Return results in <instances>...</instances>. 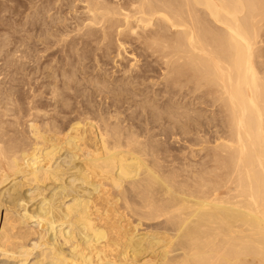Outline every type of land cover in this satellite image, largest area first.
<instances>
[{"label":"bare ground","instance_id":"obj_1","mask_svg":"<svg viewBox=\"0 0 264 264\" xmlns=\"http://www.w3.org/2000/svg\"><path fill=\"white\" fill-rule=\"evenodd\" d=\"M25 1L23 30L46 51L94 45L120 60L127 44L135 50L120 81L96 80L112 101L72 108L61 124L56 113L40 124L34 107L18 136L0 103V264H264V0H78L79 14L77 0ZM179 93L224 114L228 139L212 149L211 169L182 172L160 152L158 126L201 124ZM129 99L146 126L124 114Z\"/></svg>","mask_w":264,"mask_h":264},{"label":"rangeland","instance_id":"obj_2","mask_svg":"<svg viewBox=\"0 0 264 264\" xmlns=\"http://www.w3.org/2000/svg\"><path fill=\"white\" fill-rule=\"evenodd\" d=\"M71 1L73 3H76L78 0L77 1L71 0ZM74 5L75 7L77 6V8L74 7L75 10L78 11L80 8L78 13L74 12V14L75 13L79 14L82 11V8H81L82 4H79V1H78ZM27 8H28V5L25 0H12V1L11 0H0V103H1V106H4V107L7 106L11 109L10 111H8V113L10 112L12 113L6 116L7 122L5 125L15 130V134L18 136L28 135V132H27L28 125L30 123V119L33 118V116H30V112L33 110L32 108L34 107H38V109L40 108L42 109V110L40 109L41 113H40V116L38 117L40 124H44L43 119H46L55 113H56L55 116H57L59 119L58 123L61 124V120L64 119L65 121H67L69 117L72 115L70 113L72 108H77V107H81V109H83L84 107L93 108V105L105 106L106 103L108 105L112 101V100H109L110 99L109 96L111 94L109 95L105 92H102L100 89H97L99 88V84L97 82L104 81V80L105 81H115L116 80L115 78H118V80L120 81L123 78L122 70L124 69V67H127L130 60L132 59V55L130 56V53L135 50L134 49L135 44H129V46L127 44V50H128L129 55L125 54L124 58H120V60L117 57L116 59L112 58L111 55H115L114 51H113L114 54L102 55L103 51L99 50L100 51L99 52L97 47H95L94 45H92L91 47L89 46V48L80 47V49L77 52H75L74 49L71 48L69 44L67 45V43H63V44L61 43V45L60 44L53 45L51 48L54 50L50 48L49 50H47L48 51L47 52L46 50H44V46L41 45L39 41H38V45H35L31 41H28V39L30 40L31 38L35 37V34H36L35 32L30 33V31L23 30L22 25L27 19L26 17V13L28 12ZM67 10L70 11L71 9L65 6L62 12V15L67 14L65 16H71V13ZM54 12L55 10H52L51 13H54ZM71 12L73 13V10H71ZM74 35L75 33L73 32L72 36ZM5 39H9L10 42L4 43ZM20 39L25 40L24 41L25 44L24 43L22 44L19 41ZM35 39L37 40L38 38H35ZM101 51H102V54H101ZM37 52L39 53L36 55ZM135 52H136L138 59L141 61L140 64L142 65L149 64V66H147V69H149L150 78H152L153 81L161 80L160 76L162 73V69L160 65L157 62L153 61V59L144 56L139 49H136ZM22 53L24 55H22ZM77 53H78V56H77ZM48 54L49 56H47ZM97 57L100 60L99 59L96 60ZM67 59L70 61L68 62ZM116 60L118 62L117 64H116ZM85 61H88V62H85ZM46 62L48 63L46 64ZM70 62L73 65L70 64ZM67 65L68 67H66ZM35 69L37 71H35ZM75 69L76 71H74ZM71 75H73V77L69 78V76ZM79 75H82L83 77ZM84 75L86 76L84 77ZM87 80L94 81V82L88 83ZM59 81H60V84H59ZM66 81L69 83L67 84ZM55 85L58 87L59 94L54 98L52 96V90ZM93 86H96V87H93ZM140 86H142V89H144V92H146L149 95L152 94L153 89L151 87L147 88L144 85H139L136 87L141 88ZM146 88H147V91H146ZM155 88L157 89V87ZM35 89H38V90L40 89V90L38 91ZM85 90H87V92ZM95 91H99L98 93L96 92L97 95H95ZM30 99L32 101L31 104H30ZM173 100L178 103L186 104L188 108L195 111L193 113L195 116L199 117L201 124L197 126V124L193 123V126H192L193 129L190 130V132H183L180 129L173 130V124L168 123V122H166L163 125L158 126L156 131H160V130L163 131L165 129L164 134H161L159 137L160 142L158 144L160 152L163 154L162 156L169 155L168 157L169 160L171 159V161L177 164L179 167L177 165L175 166L178 167L180 170H182V172L184 171L188 172L187 170H185L186 169L185 167H187V169L189 168L187 164L190 166H193L194 164H195L194 166H196L198 164L196 166L197 167L196 169H200V167L203 166L202 165L203 161H204L203 162L204 164H207L208 162V167H210L211 169V166H213L214 164L213 159H212L213 158L212 154L214 151L212 149L215 148L218 142L220 143L221 141H223L222 139H224L225 137L228 139V136H227L228 129L225 128L227 126L224 122V119H225L224 114L222 113L220 107L217 104H214V102H211V99L209 101H206L207 102L206 103V102H203V100L199 101L198 99H195L194 96L190 94H188L186 97H183L179 93L174 97ZM77 101L78 103H76ZM8 105H11V106H8ZM54 106H56V108ZM122 110L125 111L124 112L125 115L133 114L132 115L133 117L138 115L135 120L136 123H138L139 125L146 126L145 117L139 115L138 113L139 109L133 103L132 99H129L125 103V105L122 107ZM44 111L50 114H47L48 116L43 115V113H46ZM125 115L123 116V114L122 115L120 114V117L124 118ZM8 116L10 117L8 118ZM26 117H27V121L25 122ZM18 120H19V123H18ZM147 126H150V125H147ZM226 138L224 140H226ZM162 161L164 163L167 160L166 161L162 160ZM190 172H192L191 169H190ZM10 212H13L12 208L10 209ZM5 213H6V209L2 208L1 214H0V221L2 223L4 221ZM28 220L30 221V217ZM22 227H23V230L27 229L25 226H22ZM0 229H1V226H0ZM0 238H1V234H0Z\"/></svg>","mask_w":264,"mask_h":264}]
</instances>
